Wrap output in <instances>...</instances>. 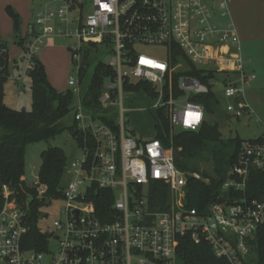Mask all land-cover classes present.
<instances>
[{
  "label": "built area",
  "instance_id": "obj_1",
  "mask_svg": "<svg viewBox=\"0 0 264 264\" xmlns=\"http://www.w3.org/2000/svg\"><path fill=\"white\" fill-rule=\"evenodd\" d=\"M61 1L35 9L29 33L37 42L50 36L75 39L69 47L77 70L68 80L75 93L71 113L91 142H78L83 157L72 162L71 180L59 188V196L48 194L39 175L33 184L22 177L24 189L33 193L27 191L30 203L56 197L66 201L63 219L45 237L32 234L31 227L47 213L39 208L33 219L16 190L4 185L0 264H174L186 235L197 243L206 241L227 264H257L251 259L264 228V185L257 188L260 198L249 196L248 188L255 173H264V134L240 141L216 198L200 209L189 204L188 186L190 179L202 176L177 164L175 151L180 149L172 142L139 137L124 107V94L138 93L154 100L147 109L156 115L162 111L172 131L198 130L206 108L193 98L214 93L216 76L223 74L225 96L236 101L227 110L250 113L245 86L255 75L246 74L241 54L219 55L224 46L240 51L230 21L231 0H91L92 12L86 16L77 0ZM93 44L100 54L112 55L109 63L98 59L112 73L105 77L97 106L85 102L89 81L83 85L81 80L85 51ZM27 46L40 47L33 42ZM149 46L164 47L166 58L139 49ZM199 70L207 83L196 74ZM140 82L139 89L132 88ZM93 192L102 198L113 194L111 210L98 212ZM53 239L54 250L49 247Z\"/></svg>",
  "mask_w": 264,
  "mask_h": 264
},
{
  "label": "rangeland",
  "instance_id": "obj_2",
  "mask_svg": "<svg viewBox=\"0 0 264 264\" xmlns=\"http://www.w3.org/2000/svg\"><path fill=\"white\" fill-rule=\"evenodd\" d=\"M208 1V0H207ZM83 4V15L92 12L91 0H77ZM47 4L61 5V0H0V36L8 49L9 58V76L4 82V101L5 103L18 110H31L32 108V79L30 76V53H26L19 37L25 38L27 45L36 43L39 49L30 48L36 58L45 66L48 79L53 87L63 92L70 89L68 80L70 76H77L76 65L72 60L70 45L75 39L53 36L52 40L47 38L43 42H37L35 35L29 33L30 27L35 23V17L32 9H39ZM17 15V16H15ZM252 12L247 18L250 30L246 36L240 37V51L233 47L224 46L220 49L219 55L234 57L241 54L245 63V71L248 76L255 75V78L245 86V97L251 110L250 113L237 114L227 110L228 104H236L233 98L225 96V85L223 83V74L217 75L218 82L214 85L213 91L215 98L210 103V112L207 114V120L212 123H218L222 132L224 144L228 145L227 152L233 153L234 146H231V139L239 137L240 139H250L260 137L264 134V28L254 32L253 24L260 25V16ZM16 19L19 20L18 30L15 27ZM227 21V19H225ZM224 22V20H222ZM140 50L150 54L157 59H165L167 51L162 46L140 47ZM110 53L98 54V58L105 63L111 61ZM94 64L89 68L88 76L92 74ZM179 70H182L180 68ZM234 75V74H233ZM154 100L146 98L141 94H124V107L127 108L126 117L139 137L153 138L156 133L157 115L153 110L147 109L152 106ZM146 108V109H143ZM64 122L68 125L74 124L73 114H69ZM50 147H60L67 157V169L62 184L66 185L71 176L68 174L72 162L83 157V152L77 139L65 130L55 137L31 142L25 148V172L24 177L28 184H33L39 175L42 158L41 154ZM190 172H198L203 180L211 181L213 178L219 182L226 178L230 169L229 156L225 159L216 158L212 154L201 155L196 159L185 161ZM193 169H196L193 171ZM173 196H169L172 202ZM49 201V202H48ZM66 201L62 197H56L51 200L46 198L45 204H41V209L47 213V217H39L34 221L39 230L43 233H52L55 231V221L63 219L62 208ZM51 249L55 248L53 239L49 245ZM174 264H184L180 257H177Z\"/></svg>",
  "mask_w": 264,
  "mask_h": 264
},
{
  "label": "trees",
  "instance_id": "obj_3",
  "mask_svg": "<svg viewBox=\"0 0 264 264\" xmlns=\"http://www.w3.org/2000/svg\"><path fill=\"white\" fill-rule=\"evenodd\" d=\"M17 16V15H15ZM26 53H30V62L32 67L30 76L32 79V108L31 110H18L9 107L4 101V82L9 76V58L8 49L0 36V210L4 205L3 187L8 185L15 189L16 185L22 182L25 172V148L28 143L49 139L57 136L65 130L77 139L79 143H84L86 139H91L80 132L77 123L68 125L64 119L71 114L75 93L72 89L60 92L53 87L48 79L44 64L30 52L26 39L19 37ZM99 49L96 45H91L85 51L84 60L81 68V80L83 85L89 81L86 88L85 102L88 105L97 106L98 97L102 89L105 77L112 73L105 63L99 61ZM94 64V69L90 77L89 68ZM196 74L201 81L207 83V75L201 70ZM177 74L176 76H178ZM211 75H215L211 73ZM143 82L134 85V89H139ZM215 98L213 92L197 95L194 101L202 103L206 108V119L198 130L179 129L172 131L169 118L161 111L157 113V124L155 137L161 139L166 145L171 142L176 149H180L181 157L177 159V164L184 170H188L186 160L196 159L207 153L216 158L225 159L229 156L231 163L237 154V147L242 139L239 137L231 139V146L235 147L233 153L227 152L228 145L224 144L222 132L218 123H212L207 120V114L210 112V103ZM42 164L39 172L40 179L48 186L50 196H59V188L63 187L62 178L67 167V157L60 147H50L41 154ZM196 169H193L195 171ZM264 185V173H255L251 179L248 194L251 197H262V192H257ZM218 182L211 178L210 182L198 179H190L188 186V202L191 206H197L204 209L205 206L216 198V189ZM26 188V187H25ZM27 191L32 195V191ZM102 194V193H101ZM100 192H93L91 198L96 204L98 212L111 210L113 194L106 193V198H102ZM104 194V193H103ZM41 203L31 202L30 213L33 219ZM31 232L35 236L45 237V234L39 228L32 224ZM257 250L254 259L257 264H264V228L259 233L257 240ZM29 246L36 247V243ZM178 255L184 264H227V261L218 258L213 253L211 246L206 242H195L190 235L181 238L178 248Z\"/></svg>",
  "mask_w": 264,
  "mask_h": 264
},
{
  "label": "crops",
  "instance_id": "obj_4",
  "mask_svg": "<svg viewBox=\"0 0 264 264\" xmlns=\"http://www.w3.org/2000/svg\"><path fill=\"white\" fill-rule=\"evenodd\" d=\"M230 21L234 24L239 37L244 38L246 32L250 30L249 24L246 23L247 18L252 12H256L260 16L261 21L264 19V0H231L230 3ZM33 14V9H32ZM254 32L264 28V21L258 25L253 24ZM54 37L50 36L48 39L52 40ZM246 63V61H245Z\"/></svg>",
  "mask_w": 264,
  "mask_h": 264
},
{
  "label": "water",
  "instance_id": "obj_5",
  "mask_svg": "<svg viewBox=\"0 0 264 264\" xmlns=\"http://www.w3.org/2000/svg\"><path fill=\"white\" fill-rule=\"evenodd\" d=\"M34 10L33 9V15H34ZM18 26H19V20L16 19L15 21V27H16V30H18ZM191 96H193V93H191ZM175 155L178 158L181 157V152L179 150H176L175 151ZM15 190L17 192V195L20 197V199L22 200L24 206L26 207V209L28 211H30V200H31V197H30V194L24 189L23 185L21 183L17 184L16 187H15ZM219 201H222V202H229L230 200H225L224 198L220 197L219 198ZM42 216L45 215V212H42L41 213ZM254 249V247H253Z\"/></svg>",
  "mask_w": 264,
  "mask_h": 264
}]
</instances>
